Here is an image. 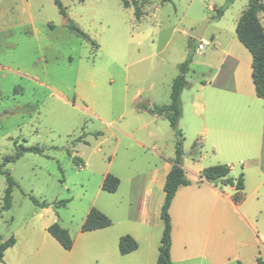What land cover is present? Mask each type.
<instances>
[{
    "label": "rangeland",
    "instance_id": "1",
    "mask_svg": "<svg viewBox=\"0 0 264 264\" xmlns=\"http://www.w3.org/2000/svg\"><path fill=\"white\" fill-rule=\"evenodd\" d=\"M60 1L65 16L54 0H0V163L21 146L42 150L24 152L3 167L17 186L10 193V207L3 209L7 183L0 174V243L54 222L74 237L92 207L117 227L127 199L133 217L139 190L127 182L132 172L122 174L127 171L119 159L122 149L134 139L175 156L177 136L168 119L154 121L148 109L169 102L168 85L188 55L186 79H205L201 54L210 47L196 50L198 40L187 32L207 17L215 18L212 7L226 0H138L143 12L139 20L134 7H124L120 0ZM247 3L234 0L219 21L208 22L202 39L218 31L216 26L227 25ZM259 17L264 24V11ZM67 18L90 40L71 31ZM191 120L189 111L178 120L187 166L192 164L188 152L193 140L184 125ZM147 121V128L139 127ZM136 148L128 165L140 175L133 185L143 186L159 157ZM203 154L205 167L214 165L209 164L213 155ZM120 171L119 191L101 190L103 176ZM62 200L68 201L60 205Z\"/></svg>",
    "mask_w": 264,
    "mask_h": 264
},
{
    "label": "crops",
    "instance_id": "2",
    "mask_svg": "<svg viewBox=\"0 0 264 264\" xmlns=\"http://www.w3.org/2000/svg\"><path fill=\"white\" fill-rule=\"evenodd\" d=\"M246 6L239 9L227 25L216 26L218 31L212 32L208 39L201 38L202 50L210 47L201 54L205 79L187 80L189 84L180 95L182 115L189 111L192 119L184 126L193 143L188 152L191 166L185 164L184 154L182 157V167L191 183L178 187L169 207L172 264H237L238 261L256 264L259 249L264 259V97L255 93L252 56L235 33V24ZM260 12L257 16L264 28ZM171 84L172 81L168 85L169 98ZM138 111L149 113L143 109ZM160 116L163 115H151L154 121ZM149 124L147 121L139 127L144 129ZM150 132V135L155 133ZM122 135L132 138L127 133ZM133 142V145H124L119 158L127 171L112 172L119 179L112 193L121 188V172L125 176L132 172L126 177L127 182L139 190V193L134 190L138 200L133 217L129 210L132 201L127 199L124 218L117 227L111 224L78 232L71 236L69 250L46 229H27V235L14 237L15 243L4 251L0 264H158L164 183L174 156L163 155L155 145L149 147L134 139ZM136 147L143 151L148 149L159 157L145 174L143 186L142 182L133 185V179L140 175L133 174L134 170L128 165ZM202 150L213 155L214 160L209 164L229 165V176L234 180L242 175L243 198L239 203L232 198L237 193L234 185H214L201 176L206 166ZM125 234L138 246L121 254L118 241Z\"/></svg>",
    "mask_w": 264,
    "mask_h": 264
},
{
    "label": "trees",
    "instance_id": "3",
    "mask_svg": "<svg viewBox=\"0 0 264 264\" xmlns=\"http://www.w3.org/2000/svg\"><path fill=\"white\" fill-rule=\"evenodd\" d=\"M168 1V0H163ZM234 0H226L225 3L215 8V18H219L223 11L233 2ZM124 7H134V17L139 20L143 14L138 4V0H120ZM54 3L58 7L60 13L65 16L64 8L60 0H54ZM264 10V3L261 0H248L246 8L240 14L236 27L235 33L240 43L250 52L252 56L251 63V76L255 88V93L258 97H264V28L257 16L259 11ZM68 28L82 38L90 40L88 34L82 31L76 26L70 18H67ZM193 39L192 37H190ZM191 62V56L188 55L186 59L178 65L179 73L174 77L171 84L170 90V102L168 104L153 105L150 112L165 116L172 129L174 130L177 139L175 144V156L172 160V166L166 176L164 183V201L161 207L160 216L163 222V231L160 239V245L158 247V264H172L170 258V247H171V220L169 215V207L171 201L181 185H188L191 181L186 177L184 169L182 167V156H183V134L181 129L178 127V120L181 116V102L180 95L183 89L188 86L186 79V73L189 70V64ZM140 108V107H139ZM143 108V107H142ZM264 119V116H263ZM24 152L41 153L42 150L37 146H26L19 147L13 155H6L3 157L0 163V174L6 176V195L7 201L3 204V209L10 207V193L12 188L17 186L16 181L13 179L8 169L3 167L10 162L17 160ZM230 173V166L226 164H214L207 166L202 169L201 176L207 181L214 185L218 184H229L234 185L237 189V193L233 195V200L238 203L242 200L243 196L241 190L243 188V178L240 174L236 180H234ZM119 184V179L111 173H106L102 179L101 189L112 193L115 192ZM34 203L39 204L38 200L31 196ZM68 200H62L59 202L60 205H65ZM41 205H44L43 203ZM111 224V219L105 215L99 209L92 207L88 211L82 225L81 231H90L94 229L104 228ZM47 232L59 242L64 248L69 250L72 247V239L69 231L59 225L57 222L49 225L46 228ZM15 243L14 236L7 238L0 243V262L3 259L4 251ZM137 242L130 235H123L119 238L118 249L121 254H126L137 248ZM237 264H243L240 261ZM256 264H264V259L260 256V249L256 256Z\"/></svg>",
    "mask_w": 264,
    "mask_h": 264
},
{
    "label": "water",
    "instance_id": "4",
    "mask_svg": "<svg viewBox=\"0 0 264 264\" xmlns=\"http://www.w3.org/2000/svg\"><path fill=\"white\" fill-rule=\"evenodd\" d=\"M213 21L215 20V18L213 17H207L204 21H202V23L200 25H198L197 27L195 28H192L190 30H188V35L196 40H201L202 38V35L207 27V24L209 21Z\"/></svg>",
    "mask_w": 264,
    "mask_h": 264
},
{
    "label": "built area",
    "instance_id": "5",
    "mask_svg": "<svg viewBox=\"0 0 264 264\" xmlns=\"http://www.w3.org/2000/svg\"><path fill=\"white\" fill-rule=\"evenodd\" d=\"M203 46H204V42L199 40L198 41V44H197V47H196V50H202L203 49Z\"/></svg>",
    "mask_w": 264,
    "mask_h": 264
}]
</instances>
